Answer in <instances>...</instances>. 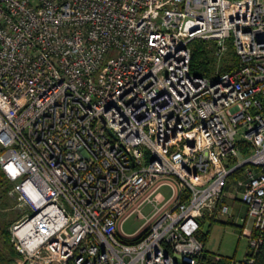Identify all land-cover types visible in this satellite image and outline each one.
Returning <instances> with one entry per match:
<instances>
[{
    "label": "built area",
    "instance_id": "2783aa9c",
    "mask_svg": "<svg viewBox=\"0 0 264 264\" xmlns=\"http://www.w3.org/2000/svg\"><path fill=\"white\" fill-rule=\"evenodd\" d=\"M195 39L216 41L219 62L231 41L239 65L192 74ZM0 145L27 209L11 228L23 264H199L201 222L231 213L232 180L253 224L232 264H253L264 0H0Z\"/></svg>",
    "mask_w": 264,
    "mask_h": 264
},
{
    "label": "rangeland",
    "instance_id": "374dc122",
    "mask_svg": "<svg viewBox=\"0 0 264 264\" xmlns=\"http://www.w3.org/2000/svg\"><path fill=\"white\" fill-rule=\"evenodd\" d=\"M231 48L235 50L233 45H231ZM221 62L218 61V68L215 74L221 71ZM1 150L0 145V151ZM235 183L236 182L232 180L230 188L226 190L227 201L231 207V215H222L216 220L207 219L204 231H210L207 249L227 256H234L237 259H244L250 251L249 235L252 232L253 225L252 228L251 225L248 226L251 229L245 231L243 234L242 226L244 224V217H246L247 206L239 198L235 197L233 191ZM13 187L14 184L10 183L7 177L3 175L0 181V264H23L22 258L19 254L16 255L14 253L15 249L13 245L6 240L5 234L3 233L4 231H10L11 237L12 226L27 212V209L20 206L17 196L11 194L10 191ZM162 191L165 195L169 196L171 194V189L168 186H165ZM151 211V205H147L144 208L146 214H149ZM239 212L241 214H239ZM213 214L215 215L216 212H213ZM239 215L243 218L239 217ZM214 217H216V215ZM143 223L144 220L137 214H134L125 221L122 231L127 234L134 233ZM249 223H251V221Z\"/></svg>",
    "mask_w": 264,
    "mask_h": 264
},
{
    "label": "trees",
    "instance_id": "16d2710c",
    "mask_svg": "<svg viewBox=\"0 0 264 264\" xmlns=\"http://www.w3.org/2000/svg\"><path fill=\"white\" fill-rule=\"evenodd\" d=\"M231 41L230 47L228 51L224 54L221 64V71L226 72L233 70L239 65V56L236 50H232L231 48ZM192 48V60H191V72L196 76H213L216 73L217 65H218V57L216 54L217 50V42L213 40H204V39H195L191 43ZM232 50V51H231ZM250 151L249 144L243 145V152L248 154ZM2 150L0 151V153ZM0 169V181L2 176L5 175L4 172ZM240 174L237 173L236 176ZM6 177V176H5ZM12 183V182H11ZM207 216V215H206ZM205 216V218H206ZM215 216V215H214ZM216 220V217H213ZM203 221L201 222V229L198 234L199 238L202 239L205 243V248L202 254L199 257V264H232L233 257L225 256L221 253L212 252L207 249L206 244L209 239V232L203 231ZM6 240L12 244L10 231H4ZM14 253L18 255V252L14 250ZM220 254L223 258L221 260H216V255ZM250 252L248 253V255ZM253 264H264V242L257 253L255 255V262Z\"/></svg>",
    "mask_w": 264,
    "mask_h": 264
},
{
    "label": "crops",
    "instance_id": "0c3cea01",
    "mask_svg": "<svg viewBox=\"0 0 264 264\" xmlns=\"http://www.w3.org/2000/svg\"><path fill=\"white\" fill-rule=\"evenodd\" d=\"M10 182V181H9ZM11 183V182H10ZM239 214H241L240 212H239ZM213 217H214V214H213V212H209L208 214H207V216H206V218H204L203 219V227H202V230L204 231V226H205V223H206V220L207 219H213ZM239 217H242L241 215H239ZM239 217H238V219H239ZM243 218V217H242ZM250 221H249V219H248V217H247V211H246V217H244V224H243V226H242V231H243V234H244V232L245 231H247V230H249V229H251L252 228V225L253 224H251V223H249ZM251 225V228L250 227H248V226H250ZM209 240V239H208ZM208 242V241H207ZM206 247H207V244H206ZM216 253H219V252H216ZM222 254V253H221ZM223 255H225V254H223ZM225 256H227V255H225ZM230 257H233V258H235L234 256H230ZM237 259V258H236Z\"/></svg>",
    "mask_w": 264,
    "mask_h": 264
}]
</instances>
